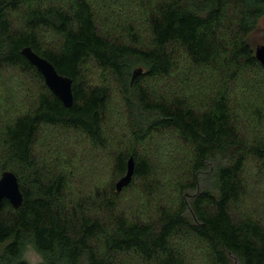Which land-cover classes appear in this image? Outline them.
Segmentation results:
<instances>
[{"label": "trees", "instance_id": "trees-1", "mask_svg": "<svg viewBox=\"0 0 264 264\" xmlns=\"http://www.w3.org/2000/svg\"><path fill=\"white\" fill-rule=\"evenodd\" d=\"M263 18L264 0H0V178L24 196L0 207V264H264ZM25 47L73 80L72 106ZM155 144L183 169L161 172Z\"/></svg>", "mask_w": 264, "mask_h": 264}, {"label": "rangeland", "instance_id": "rangeland-1", "mask_svg": "<svg viewBox=\"0 0 264 264\" xmlns=\"http://www.w3.org/2000/svg\"><path fill=\"white\" fill-rule=\"evenodd\" d=\"M251 40L255 47L259 45H264V18L261 20L257 30L252 34ZM242 86L243 84L241 85V88ZM263 88L261 89L262 91H260V93L263 95V100H264V93H262L264 92ZM255 97L256 96L254 95V97H252L251 99L252 101L257 102L258 99ZM26 102H27V99H26ZM16 103H15V107L12 108L11 113L19 109V107H22L25 104V100L22 99L20 103L18 102L19 104H16ZM112 120H113V125L111 126H112L113 133L120 134L123 130V126H122V119L120 118L118 108L115 109V115L112 118ZM47 140H49V142L51 141V143L48 144L49 147L50 146L54 147L53 145H57L59 142L63 141L65 143L64 145H67L69 150L71 148L77 149L78 154L84 160V163H85L84 166L86 167L84 168L85 172L88 170V168L94 167L96 164H98L94 161L96 160V158H92L93 154L90 153L91 152L90 148L86 145V142L81 137H78L74 134H72L71 136H66L64 134L54 132L51 135H49ZM160 148H161L160 144H155L153 145L150 151H151V154L153 153L152 155L153 157H155V159L158 157V155H160L162 167H163L161 169V172L163 170L165 175L170 176V175L177 174L178 173L177 169H180V168H181L180 170L183 169V162H184L183 155L181 154L179 150L176 149L175 146L169 145L167 147L166 145H163V148H162L163 152L161 151V153L159 152ZM104 173H105L104 170H102L101 172V170L99 169V176L91 175L92 178H87V183L88 184L91 183L93 180V177L102 178L104 176ZM83 175H85V173ZM167 178L169 179V177ZM258 185H262V186H258V190L260 194L261 193L264 194V183L259 182ZM26 257L28 260H30L33 263H38L41 261V256L32 248H30L27 251ZM200 262L201 261H199V263L197 264H200Z\"/></svg>", "mask_w": 264, "mask_h": 264}, {"label": "water", "instance_id": "water-1", "mask_svg": "<svg viewBox=\"0 0 264 264\" xmlns=\"http://www.w3.org/2000/svg\"><path fill=\"white\" fill-rule=\"evenodd\" d=\"M22 54L44 75L49 88L70 107L74 103L73 80L69 77L61 75L56 67L46 58L41 57L32 48L25 47ZM256 57L264 65V45L256 48ZM143 72V68L134 73L133 79ZM135 171L134 157L128 162V170L116 184L118 191H122L128 186L132 180ZM8 199L14 207L19 208L24 201L23 193L20 189L18 177L11 171H5L0 178V207L4 201Z\"/></svg>", "mask_w": 264, "mask_h": 264}]
</instances>
